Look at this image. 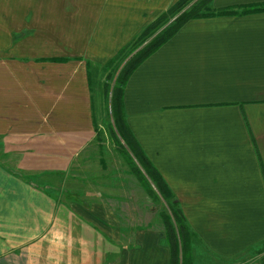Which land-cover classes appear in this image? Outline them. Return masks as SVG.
<instances>
[{
	"label": "crops",
	"instance_id": "crops-1",
	"mask_svg": "<svg viewBox=\"0 0 264 264\" xmlns=\"http://www.w3.org/2000/svg\"><path fill=\"white\" fill-rule=\"evenodd\" d=\"M176 1L0 0V264H169L162 222L128 232L56 190L90 174L100 70ZM123 105L192 246L228 261L264 242V12L187 21Z\"/></svg>",
	"mask_w": 264,
	"mask_h": 264
},
{
	"label": "trees",
	"instance_id": "trees-1",
	"mask_svg": "<svg viewBox=\"0 0 264 264\" xmlns=\"http://www.w3.org/2000/svg\"><path fill=\"white\" fill-rule=\"evenodd\" d=\"M212 1L177 0L123 46L104 66V71L107 74L106 80L112 82L121 64L126 60L116 75L111 87L110 116L113 122V129L123 143L122 146H124L122 155L130 163L132 173L147 194L153 197H159L168 211V214L162 212L160 215L166 234V243L170 249L169 264L191 263L190 256L193 249L192 239L194 234L186 224L176 197L134 138L126 121L123 93L129 77L136 68L163 44L174 37L187 21L214 16L245 15L264 12V4L237 9L224 8L216 10L210 7ZM176 16L178 17L166 26ZM135 51L136 53H134ZM100 162L104 165L103 161Z\"/></svg>",
	"mask_w": 264,
	"mask_h": 264
},
{
	"label": "rangeland",
	"instance_id": "rangeland-1",
	"mask_svg": "<svg viewBox=\"0 0 264 264\" xmlns=\"http://www.w3.org/2000/svg\"><path fill=\"white\" fill-rule=\"evenodd\" d=\"M172 22L173 20L166 26ZM125 62L126 60L116 75ZM101 75L104 77L102 76L93 93L97 149H94L90 174L85 181H69L56 191L62 193L60 198L66 202L88 207L94 204L108 206L112 213L122 220L123 227L128 232L155 228L162 222L160 214H168V211L159 197L147 194L132 173L130 163L122 155L124 146L113 129L110 116V92L116 75L112 82L106 80L107 74L104 70H100ZM100 161H103L104 165ZM186 224L188 225L187 222ZM193 240L194 238L192 245ZM193 247L195 248L191 251L190 264H264V242L228 261L213 260L199 243Z\"/></svg>",
	"mask_w": 264,
	"mask_h": 264
},
{
	"label": "water",
	"instance_id": "water-1",
	"mask_svg": "<svg viewBox=\"0 0 264 264\" xmlns=\"http://www.w3.org/2000/svg\"><path fill=\"white\" fill-rule=\"evenodd\" d=\"M175 19V18H174Z\"/></svg>",
	"mask_w": 264,
	"mask_h": 264
}]
</instances>
